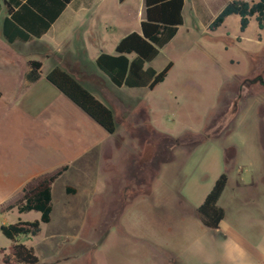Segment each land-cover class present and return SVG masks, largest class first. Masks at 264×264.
<instances>
[{"label": "rangeland", "instance_id": "rangeland-1", "mask_svg": "<svg viewBox=\"0 0 264 264\" xmlns=\"http://www.w3.org/2000/svg\"><path fill=\"white\" fill-rule=\"evenodd\" d=\"M139 1H105L116 24L101 44L106 53H114L122 36L140 31ZM229 1L185 0L182 25L146 63L159 71L171 62L151 89L114 86L91 59L95 44H86L91 49L85 55L74 34L61 44L0 41V225L38 219V211H17L23 188L67 166L51 184L50 221L36 235L18 236L33 248L36 264H177L178 252L196 237L181 195L198 199L222 172L229 176L227 199L236 186L249 187V196L260 193L263 184L255 189L251 181L264 174V85L246 82L245 88L242 82L264 78V28L251 16L241 31L239 16L231 14L210 30ZM80 56V65L71 63ZM30 59L42 62L34 83L24 78ZM54 66L73 73L113 110L114 133L45 79ZM211 124L216 137L204 139ZM173 138L185 142L177 145ZM229 147L233 157L226 160ZM164 157L170 160L159 163ZM243 176L251 186L239 180ZM11 244L0 231V247L8 251Z\"/></svg>", "mask_w": 264, "mask_h": 264}, {"label": "trees", "instance_id": "trees-1", "mask_svg": "<svg viewBox=\"0 0 264 264\" xmlns=\"http://www.w3.org/2000/svg\"><path fill=\"white\" fill-rule=\"evenodd\" d=\"M70 1L2 0L0 9L2 4L5 6V16L1 26L2 37L7 43H13L16 40L29 41L40 37ZM183 3L184 0H144V18L140 21V31H132L121 37L115 45L114 53H99L94 61L97 69L117 87H147L151 89L163 81L171 62L159 71L152 66H146V63L153 60L159 49L175 36L178 26L183 23ZM231 14L239 16L241 31L247 27L251 16H255L258 28H264V0L250 2L231 0L217 13L208 24V28L216 29ZM28 66L25 79L27 82L33 83L40 77L42 62L30 59ZM45 79L101 128L108 133L115 132L116 121L113 110L97 99L70 72L60 66H54L46 74ZM246 82L248 85L254 82L264 84V79L259 76L251 79L244 78L242 83L245 88L248 87ZM240 97L241 92H238L232 101L229 109L231 117H234L237 112ZM212 125L203 132L204 139L216 137L218 129L213 130ZM173 140V143L177 145L185 142L179 138H173ZM231 150L230 147L225 148L226 160L233 157ZM66 168L67 166H63L55 173L39 177L23 188L22 196L16 203L17 211L35 210L40 213V216L38 219H19L0 225L1 233L12 240L8 251L4 247H0L3 264H36L38 262L33 248L20 242L18 236L36 235L40 231V225L50 221L51 184ZM226 181V172L220 173L204 201L195 210L196 216L205 226L216 228L223 217V209L217 205V200ZM66 191L73 193L75 189L67 186Z\"/></svg>", "mask_w": 264, "mask_h": 264}, {"label": "crops", "instance_id": "crops-1", "mask_svg": "<svg viewBox=\"0 0 264 264\" xmlns=\"http://www.w3.org/2000/svg\"><path fill=\"white\" fill-rule=\"evenodd\" d=\"M105 1L71 0L40 37H35L29 41L16 40L13 43H7L1 35L2 20L5 16V6L2 4L0 9V41L6 44H26L30 42L35 44H61L60 42L66 36L74 34L76 36L74 40L77 41V44H85L83 53L85 55L89 54L91 49V46L86 44H95L97 48L95 53L91 55L94 62L99 53L105 52L101 44L106 42V33L116 28L115 21H109V15L104 11ZM125 1L120 2L118 0L119 5H123ZM0 3H2V0H0ZM184 6L185 0L182 14ZM138 16L140 21L144 18V0L139 1ZM181 25L178 26L177 31ZM81 57H75L74 62L71 63L80 65L81 61L79 59ZM77 72V74L86 73L82 69H77ZM71 74L73 75V73ZM166 142L170 144L171 141L167 140ZM164 158V160L159 159V163L170 160V158ZM225 170L226 166L224 165ZM155 174L151 175L152 178ZM226 175L227 184L229 176L227 173ZM239 180L244 183V176L240 177ZM245 182V185H247L248 182ZM251 183L255 189H259L257 184H263L259 190V195L249 196L247 195L251 192L248 190L249 187L236 186L229 199L224 196L226 192L225 184L217 200V205L223 209L224 213L216 228L205 226L195 213L196 208L204 201L211 190L210 186L199 194L198 199L197 197L193 199L194 194L192 193H185L178 198L179 202H184L183 204L191 208L190 213L193 214V220L196 221H192L196 226V237L178 252L175 258L177 264H264V174L257 180L251 181ZM247 186L251 185L248 184ZM150 192L151 186L148 193L145 194ZM238 193L245 195H239ZM185 199H189L190 203L184 201ZM249 205H254L255 210H249Z\"/></svg>", "mask_w": 264, "mask_h": 264}, {"label": "flooded vegetation", "instance_id": "flooded-vegetation-1", "mask_svg": "<svg viewBox=\"0 0 264 264\" xmlns=\"http://www.w3.org/2000/svg\"><path fill=\"white\" fill-rule=\"evenodd\" d=\"M261 79H264V78H261ZM256 83V82H255ZM257 83H259V82H257ZM260 85H262L261 83H259ZM264 85V84H263Z\"/></svg>", "mask_w": 264, "mask_h": 264}]
</instances>
